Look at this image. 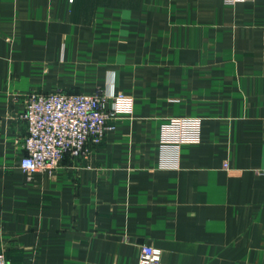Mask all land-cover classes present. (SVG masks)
Instances as JSON below:
<instances>
[{
    "label": "crops",
    "instance_id": "crops-1",
    "mask_svg": "<svg viewBox=\"0 0 264 264\" xmlns=\"http://www.w3.org/2000/svg\"><path fill=\"white\" fill-rule=\"evenodd\" d=\"M52 92L129 100L88 156L28 177L25 98ZM176 117L201 120L199 144L159 143ZM144 244L160 264H264V0H0V251L137 264Z\"/></svg>",
    "mask_w": 264,
    "mask_h": 264
},
{
    "label": "built area",
    "instance_id": "built-area-1",
    "mask_svg": "<svg viewBox=\"0 0 264 264\" xmlns=\"http://www.w3.org/2000/svg\"><path fill=\"white\" fill-rule=\"evenodd\" d=\"M252 1L224 0V3ZM126 100L129 98L122 93L28 95L21 114L27 135L18 161L20 171L28 177L36 173L50 175L65 156L71 159L88 156L92 148L101 145L107 133L114 130L107 122L117 118V104ZM201 139L202 123L198 118H169L159 127V143L164 146L197 145ZM160 258L158 249L144 244L140 247L137 264H160ZM0 264H8L3 251H0Z\"/></svg>",
    "mask_w": 264,
    "mask_h": 264
}]
</instances>
